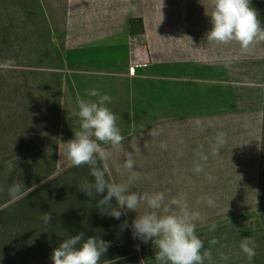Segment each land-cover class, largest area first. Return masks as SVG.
Instances as JSON below:
<instances>
[{"label": "rangeland", "instance_id": "obj_1", "mask_svg": "<svg viewBox=\"0 0 264 264\" xmlns=\"http://www.w3.org/2000/svg\"><path fill=\"white\" fill-rule=\"evenodd\" d=\"M10 1L0 0V62L16 61L0 69V264H53V249L80 232L110 242L100 264H158L152 240L133 236L137 212L104 214L98 200L106 192L79 190L83 180L94 182L89 166H71L59 148L79 128L77 96L95 100L93 88L112 97L124 149L139 148L133 190L184 193L193 206L212 195L213 207L199 206L206 223L197 224L212 252L205 264H264V42L247 53L236 42H208V0H163V19L161 0H131L136 11L127 15L119 12L126 0H15L14 34L4 39ZM251 3L264 26V0ZM196 119L210 126L200 131ZM218 131L227 132L226 144L197 174L195 154L201 145L208 152ZM111 151L106 178L119 182L128 172L120 151ZM16 178L23 194L33 191L18 202L23 194L13 200L7 191ZM45 180L53 184L41 186ZM250 236L251 262L239 247Z\"/></svg>", "mask_w": 264, "mask_h": 264}, {"label": "clouds", "instance_id": "obj_2", "mask_svg": "<svg viewBox=\"0 0 264 264\" xmlns=\"http://www.w3.org/2000/svg\"><path fill=\"white\" fill-rule=\"evenodd\" d=\"M163 0H161V9ZM210 12L206 14L211 18V29L207 32V41L221 45L236 42L241 53L249 52L258 43L264 42V26L258 11L252 6L251 0H208ZM206 10V9H205ZM136 11L131 0H126L124 7L119 9L120 14L127 15ZM162 14V12H161ZM163 19V14H162ZM161 19V21H162ZM14 58L0 62V69L10 71L15 68ZM88 96L95 100L77 96V115L80 118L78 130L74 137L63 142V153L70 161L71 166L80 167L88 165L90 175L94 182L85 179L81 182L79 190L91 197L93 192L105 193L98 200L99 208L104 214L117 219L128 211L137 212L132 222L134 238L141 239L144 243L152 240L155 245V260L158 264H205L211 262L210 248H204L205 237L197 232V224L206 223V217L199 210L201 204L209 208L215 205L212 195H203L196 201L195 206L188 203L184 193L172 195L165 191L141 193L134 189V184L141 178L135 171L134 153L139 151L137 145L131 146L133 151L124 149L125 137L117 125V116L108 106L112 97L102 94L93 88L88 90ZM195 127L205 131L210 125L200 119L195 120ZM155 134V133H152ZM227 132L218 131L208 152L201 145L195 154L193 170L197 174L204 172L210 157L220 155V150L226 144ZM161 147L166 149L165 143ZM112 149H118L123 156L121 167L127 170V178L119 182L106 177L111 176L109 161L112 158ZM15 165L9 160L7 169L9 175L14 171ZM210 178V177H209ZM25 185L18 178L7 186L8 195L16 200L24 192ZM115 198V206L112 200ZM107 209V210H104ZM45 224H51L52 214L45 212ZM127 227L123 223L121 228ZM209 231H215L217 225L213 221ZM209 244L218 243L216 238L208 241ZM110 242L100 237L90 236L85 239L83 232L65 238L58 247L53 249L51 259L53 264H100L101 258L107 252ZM240 249L249 262L256 255L255 241L250 237L242 238ZM222 260L228 256L221 254Z\"/></svg>", "mask_w": 264, "mask_h": 264}, {"label": "trees", "instance_id": "obj_3", "mask_svg": "<svg viewBox=\"0 0 264 264\" xmlns=\"http://www.w3.org/2000/svg\"><path fill=\"white\" fill-rule=\"evenodd\" d=\"M15 2H16L15 0L14 1L11 0L9 3H6L7 6H8L7 10H12V12L9 14V16L4 18V23L9 28L8 30L5 31L4 39H10V37L13 36V34H14V31L12 29H13L14 23H15V18H14V15H13V12L15 11V9L13 8V6L15 5ZM37 7L39 8V4L38 3H37ZM37 7H36V9H37ZM37 11L39 12V17H38V22L39 23H38V25H36L37 33L39 34L38 35L39 40H43V38H42V37H44L43 35H45L47 33V23H46L45 17L41 13V6H40V9L37 10ZM21 13H22V9H21ZM21 13H20V16H21ZM25 19H28L26 15H25ZM19 21L25 22L24 17H20Z\"/></svg>", "mask_w": 264, "mask_h": 264}, {"label": "crops", "instance_id": "obj_4", "mask_svg": "<svg viewBox=\"0 0 264 264\" xmlns=\"http://www.w3.org/2000/svg\"><path fill=\"white\" fill-rule=\"evenodd\" d=\"M84 77H86V76H84ZM86 82V80H84V82H82L83 83V85H87V84H89L88 82L87 83H85ZM77 85V84H76ZM79 85V84H78ZM62 175V173L60 174V175H58L57 177L59 178L60 176ZM47 177V176H46ZM44 179V178H43ZM42 179V180H43ZM48 182V180H45V182H42V184H40L41 186H43V185H49V184H53V183H47ZM51 182H53L52 180H51ZM53 186V185H52ZM37 189H40V188H37ZM37 189H35V190H37ZM32 193H33V191L32 192H29V191H27L26 193H24L18 200H16L15 202H18L22 197H24V196H26V195H32ZM10 203H13V201L12 202H10Z\"/></svg>", "mask_w": 264, "mask_h": 264}, {"label": "built area", "instance_id": "obj_5", "mask_svg": "<svg viewBox=\"0 0 264 264\" xmlns=\"http://www.w3.org/2000/svg\"><path fill=\"white\" fill-rule=\"evenodd\" d=\"M135 49H136V55L140 57L142 55L140 44L137 43Z\"/></svg>", "mask_w": 264, "mask_h": 264}]
</instances>
